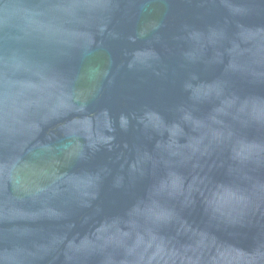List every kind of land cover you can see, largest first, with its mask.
<instances>
[{"label": "water", "instance_id": "obj_1", "mask_svg": "<svg viewBox=\"0 0 264 264\" xmlns=\"http://www.w3.org/2000/svg\"><path fill=\"white\" fill-rule=\"evenodd\" d=\"M0 264H264V0H0Z\"/></svg>", "mask_w": 264, "mask_h": 264}]
</instances>
